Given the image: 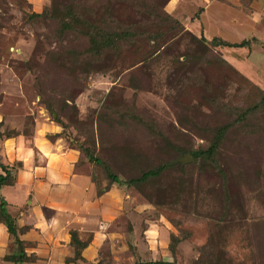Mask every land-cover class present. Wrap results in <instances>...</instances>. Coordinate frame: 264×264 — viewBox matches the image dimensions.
<instances>
[{
    "label": "rangeland",
    "instance_id": "374dc122",
    "mask_svg": "<svg viewBox=\"0 0 264 264\" xmlns=\"http://www.w3.org/2000/svg\"><path fill=\"white\" fill-rule=\"evenodd\" d=\"M68 1L0 0L1 131L20 133L30 146L37 123L59 117L74 147H90L123 180L162 164L174 166L139 188L120 187L130 215L121 241L106 246L97 264H264V82L256 84L253 75H247L252 81L225 64L217 48L187 36L168 42L166 53L150 64L127 52L123 62L99 64L98 72L83 69L71 53L84 50L85 39L62 34L50 17L30 19L63 10ZM204 1L86 0L83 8L90 17L105 5L118 21L140 17L147 23L148 6L154 5L200 39L189 27ZM218 1L246 15L264 7V0H238L240 6L233 5L237 0ZM262 12L260 27H236V37L226 38L264 35ZM247 60L248 71L264 79V52L256 48ZM225 125L230 128L215 165H178L191 152L207 149ZM97 171L104 187L105 174ZM173 236L179 239L174 254Z\"/></svg>",
    "mask_w": 264,
    "mask_h": 264
},
{
    "label": "crops",
    "instance_id": "0c3cea01",
    "mask_svg": "<svg viewBox=\"0 0 264 264\" xmlns=\"http://www.w3.org/2000/svg\"><path fill=\"white\" fill-rule=\"evenodd\" d=\"M204 2L200 16L189 29L209 42L219 38L237 44L255 39L256 43L249 48L217 49L229 64L245 76L253 75L255 81L247 77L262 85L264 79L248 71L243 60L249 59L256 48L264 52L261 47L264 35L250 34L234 41L226 37H236V27L250 28V31L260 27L264 7L246 15L238 7L218 0ZM232 3L240 6L238 0ZM62 130L55 122H38L30 146L22 136L3 142L0 163L22 165L15 185L0 190V204L5 201L6 211L16 219L20 229L28 228L20 235L25 254L31 258L24 264H97L106 246L115 248L121 241L123 222L130 215L127 195L122 188L114 184L99 195L93 178L94 166L82 152L62 137L54 141L48 138L60 135ZM73 232L78 234L80 242L88 243L82 250V259L77 258V248L72 245ZM14 252L8 229L0 222V264H14L6 260Z\"/></svg>",
    "mask_w": 264,
    "mask_h": 264
},
{
    "label": "trees",
    "instance_id": "16d2710c",
    "mask_svg": "<svg viewBox=\"0 0 264 264\" xmlns=\"http://www.w3.org/2000/svg\"><path fill=\"white\" fill-rule=\"evenodd\" d=\"M240 1V0H239ZM83 3L86 0H69L62 9H54V13L47 15V13H33L30 19H42L50 17L51 20H57L60 25V32L66 34L68 32H75L76 35L86 40V47L84 50L77 52L73 51L71 53L74 65L80 66L83 69H90L92 71H97L99 69V64L103 62H116L120 60L123 62L126 57L127 52L134 53L133 56H142L143 63L150 64L156 57H160L166 53L168 49L167 43L172 40H179L184 37H191L197 40L199 45L205 46V48H249L251 46L252 40H245L241 43L231 44L224 42L219 38H214L212 41H207L204 36L198 39L190 31L186 30L185 27L172 16L161 11L162 9L156 6H148L149 16L147 17L148 22H144L137 17L134 21H129L127 19H122L118 21L112 14V10L105 5H99L100 9L98 13L88 17L83 8ZM161 11V12H160ZM129 49V50H128ZM134 50V51H132ZM192 58L187 59L188 64ZM221 60L225 64L231 66L225 59ZM178 63H182L180 60ZM232 67V66H231ZM263 99L264 101V91ZM46 108L52 115L55 114L53 107L47 105ZM259 108V104L251 107L247 111H242L239 114L238 119L244 120L248 114H250L253 109ZM54 121L57 122L64 130L66 125L61 121L59 117H54ZM2 123H0V126ZM230 125H225L218 128L215 131L214 139L205 150L200 149L191 152L195 161H204L209 165H215L216 157L222 146V142L229 130ZM65 132V131H64ZM20 133L4 132L0 129V143L5 142L8 139L15 138L19 136ZM66 139L71 147H74V141H70L69 137L65 136V133H61L56 136H48V138L54 141L56 138ZM94 146H96L94 144ZM77 149L82 152L85 158L94 166V182L98 187V194L101 195L105 190H110V188L116 184L119 187L127 186L129 188H139L145 185L149 181L159 179L170 167H174L173 164H162L157 168H152L143 171L139 177L130 178L128 180H123L121 177L112 169L108 162L99 158L96 153L88 146L81 144ZM182 167V163H178ZM22 167L21 163H15L13 166H7L0 163V168L2 174H0V190L5 186H14L16 183V175L19 169ZM101 168L105 174V178L108 182L104 187H100V182H102L101 176L98 174L97 169ZM97 171V172H96ZM0 222H2L8 229L12 245L14 246V254L6 257L7 261H11L14 264H24L29 262L31 258L27 257L25 254V244L20 239V235L23 234L28 228L20 229L17 225L16 219L13 218L6 211V203L4 200L0 204ZM179 239L175 236L172 238V242L169 246V250L172 254L175 253L176 245ZM72 245L77 248V258L82 259L81 253L88 243H82L78 239V234L76 232L72 233ZM134 264H178L176 261H165V260H152V261H137Z\"/></svg>",
    "mask_w": 264,
    "mask_h": 264
},
{
    "label": "water",
    "instance_id": "95a60500",
    "mask_svg": "<svg viewBox=\"0 0 264 264\" xmlns=\"http://www.w3.org/2000/svg\"><path fill=\"white\" fill-rule=\"evenodd\" d=\"M194 157L191 154H188L184 157H182L178 162L182 163V164H187V163H191L194 162Z\"/></svg>",
    "mask_w": 264,
    "mask_h": 264
}]
</instances>
